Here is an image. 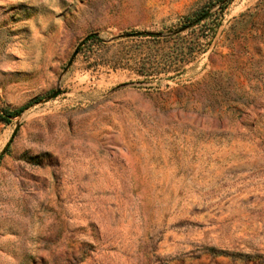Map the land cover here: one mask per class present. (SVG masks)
Listing matches in <instances>:
<instances>
[{
	"label": "rangeland",
	"instance_id": "1",
	"mask_svg": "<svg viewBox=\"0 0 264 264\" xmlns=\"http://www.w3.org/2000/svg\"><path fill=\"white\" fill-rule=\"evenodd\" d=\"M204 12L182 75H137L120 36ZM5 109L0 264H264V0H0Z\"/></svg>",
	"mask_w": 264,
	"mask_h": 264
},
{
	"label": "trees",
	"instance_id": "2",
	"mask_svg": "<svg viewBox=\"0 0 264 264\" xmlns=\"http://www.w3.org/2000/svg\"><path fill=\"white\" fill-rule=\"evenodd\" d=\"M223 8L224 5L220 7V12ZM217 16L218 13H199L168 35H162L160 32L146 33L143 36H138L139 33L126 34L127 38H149L156 45L155 49L148 48L138 53L130 52L127 61L134 66L137 75L144 81H153L161 77L166 79L178 77L198 56L207 51L210 42L208 36L217 27ZM189 35L194 39L188 38ZM94 38V35H89L86 40ZM99 43L101 44V41H98ZM161 44L165 47L163 48ZM21 111L11 112L5 109L0 113V121L6 123L8 119L17 117Z\"/></svg>",
	"mask_w": 264,
	"mask_h": 264
},
{
	"label": "water",
	"instance_id": "3",
	"mask_svg": "<svg viewBox=\"0 0 264 264\" xmlns=\"http://www.w3.org/2000/svg\"><path fill=\"white\" fill-rule=\"evenodd\" d=\"M92 35L97 36V34H92ZM137 35H138V36H142L141 33H139V34H137ZM122 37H127V36H126V35H122V36H120L119 38H122ZM75 54H76V51H74V53H73L72 56L70 57V59H69V61H68V63H67V66H66L65 70H67L68 67L71 65L72 60H73Z\"/></svg>",
	"mask_w": 264,
	"mask_h": 264
}]
</instances>
